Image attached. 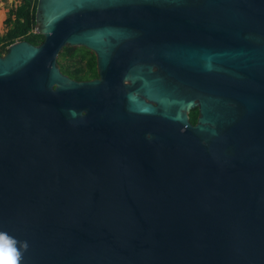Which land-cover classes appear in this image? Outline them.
<instances>
[{
	"label": "water",
	"instance_id": "95a60500",
	"mask_svg": "<svg viewBox=\"0 0 264 264\" xmlns=\"http://www.w3.org/2000/svg\"><path fill=\"white\" fill-rule=\"evenodd\" d=\"M34 32L0 55L20 264H264V0H37Z\"/></svg>",
	"mask_w": 264,
	"mask_h": 264
},
{
	"label": "trees",
	"instance_id": "16d2710c",
	"mask_svg": "<svg viewBox=\"0 0 264 264\" xmlns=\"http://www.w3.org/2000/svg\"><path fill=\"white\" fill-rule=\"evenodd\" d=\"M37 0H20V3L10 7L5 23L7 31L0 37V54L7 46L17 40H27L39 44L43 40L41 34L35 33V8ZM60 70L76 80H86L98 76L96 59L93 52L82 46H65L57 57ZM197 108L189 113L192 124L196 122Z\"/></svg>",
	"mask_w": 264,
	"mask_h": 264
},
{
	"label": "clouds",
	"instance_id": "9594fccd",
	"mask_svg": "<svg viewBox=\"0 0 264 264\" xmlns=\"http://www.w3.org/2000/svg\"><path fill=\"white\" fill-rule=\"evenodd\" d=\"M18 241L5 232H0V264H20L22 252L18 248ZM24 250H27V242H23Z\"/></svg>",
	"mask_w": 264,
	"mask_h": 264
},
{
	"label": "rangeland",
	"instance_id": "374dc122",
	"mask_svg": "<svg viewBox=\"0 0 264 264\" xmlns=\"http://www.w3.org/2000/svg\"><path fill=\"white\" fill-rule=\"evenodd\" d=\"M20 3V0H0V37L7 31L8 26L5 23V18L8 15L10 7H14ZM1 48V42H0ZM6 51V50H5ZM3 51V54L5 53Z\"/></svg>",
	"mask_w": 264,
	"mask_h": 264
},
{
	"label": "flooded vegetation",
	"instance_id": "af4514ba",
	"mask_svg": "<svg viewBox=\"0 0 264 264\" xmlns=\"http://www.w3.org/2000/svg\"><path fill=\"white\" fill-rule=\"evenodd\" d=\"M6 52V51H5ZM3 54V53H2ZM2 54H0V55H2Z\"/></svg>",
	"mask_w": 264,
	"mask_h": 264
}]
</instances>
